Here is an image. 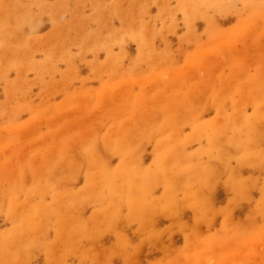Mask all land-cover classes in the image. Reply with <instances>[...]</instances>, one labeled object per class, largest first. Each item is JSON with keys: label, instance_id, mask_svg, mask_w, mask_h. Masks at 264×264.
Wrapping results in <instances>:
<instances>
[{"label": "rangeland", "instance_id": "rangeland-1", "mask_svg": "<svg viewBox=\"0 0 264 264\" xmlns=\"http://www.w3.org/2000/svg\"><path fill=\"white\" fill-rule=\"evenodd\" d=\"M0 264H264V0H0Z\"/></svg>", "mask_w": 264, "mask_h": 264}]
</instances>
